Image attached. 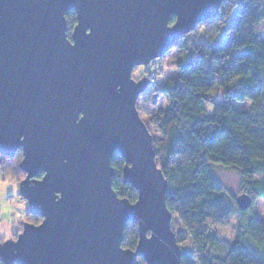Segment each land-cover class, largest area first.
<instances>
[{
	"label": "water",
	"instance_id": "obj_1",
	"mask_svg": "<svg viewBox=\"0 0 264 264\" xmlns=\"http://www.w3.org/2000/svg\"><path fill=\"white\" fill-rule=\"evenodd\" d=\"M223 2L0 0V155L24 150L29 175L19 192L47 218L18 245L0 249L6 264H133L134 255L176 264L181 248L166 205L168 185L153 137L131 112L145 85L129 84L127 75L216 18ZM68 12L76 18L70 35ZM173 15L178 21L165 30ZM114 153L125 161L122 183L141 193L134 203L112 188ZM235 200L241 210L252 204L246 195ZM40 218L28 226L39 228ZM129 222L137 224L138 243L122 251L136 254L118 251Z\"/></svg>",
	"mask_w": 264,
	"mask_h": 264
},
{
	"label": "trees",
	"instance_id": "obj_2",
	"mask_svg": "<svg viewBox=\"0 0 264 264\" xmlns=\"http://www.w3.org/2000/svg\"><path fill=\"white\" fill-rule=\"evenodd\" d=\"M65 17L70 35L75 14ZM210 21L216 23L204 32L209 42L188 46L183 39L178 50L185 57L169 80L174 84L159 87L170 103L162 109L161 138H153L155 160L168 185L166 205L178 223L174 233L183 264H264V220L254 208L256 200H264V41L259 33L264 0H225ZM220 29L228 43L217 40ZM246 101V109L234 107ZM211 162L238 172L241 194L252 200L249 208L239 209L236 198L223 191ZM124 166L122 157L111 162L112 188L134 203L137 192L122 183ZM230 217L236 219L238 234L222 247L215 227ZM32 220L41 222L40 217ZM124 226L122 248L134 250L137 224Z\"/></svg>",
	"mask_w": 264,
	"mask_h": 264
},
{
	"label": "clouds",
	"instance_id": "obj_3",
	"mask_svg": "<svg viewBox=\"0 0 264 264\" xmlns=\"http://www.w3.org/2000/svg\"><path fill=\"white\" fill-rule=\"evenodd\" d=\"M172 19L178 21V17L173 15L165 24V30L168 29V24ZM206 31V26L203 22L197 24L194 31L190 34L198 38L203 32ZM188 36L182 34L177 37V45L171 46L163 54L152 56L145 62L137 63L128 70L127 80L133 86H140L144 84L145 87L142 91L137 93L131 103V112L136 123L143 127L150 137L159 136L158 125L162 116L161 110L166 109L170 103V98L161 94V90L155 87L161 81H165L166 86H172L173 81L167 79L170 73L176 72V59L178 46L187 39ZM121 92V87L117 85L116 93ZM208 110H211V101L207 102ZM156 130V131H153ZM22 143L21 141H19ZM122 157L120 153H114L112 158L109 159L108 165L111 162ZM26 160V155L22 148H17L11 155L5 156L0 159V249L5 248L7 245H18L21 238L26 234V231L39 230L46 224V217L37 214L30 210V201L27 200L19 192V187L23 184L25 176L29 175L23 169V163ZM67 163V161H62ZM151 171L152 163L149 161ZM141 199V193L138 189L133 188ZM165 203L164 193L160 194V206L163 207ZM44 217L43 223L39 228L29 227V223L33 218ZM126 227L121 229L122 242L118 245V251L121 253L136 254L135 252L122 251V246L125 243L123 233ZM150 237H154L151 230H148ZM143 234V241L144 240ZM16 248H12V255L15 256ZM0 264H6L4 258H0ZM133 264H149L148 260L140 255H134ZM176 264H183V258L177 257Z\"/></svg>",
	"mask_w": 264,
	"mask_h": 264
},
{
	"label": "rangeland",
	"instance_id": "obj_4",
	"mask_svg": "<svg viewBox=\"0 0 264 264\" xmlns=\"http://www.w3.org/2000/svg\"><path fill=\"white\" fill-rule=\"evenodd\" d=\"M215 23L216 22H214V21H210L207 23L203 22V24L206 26V31L209 30L211 26L215 25ZM223 31H224V29L219 30V32L217 34V40H219L220 37L221 38L223 37L222 36ZM191 33H189V36L187 38L189 41L188 46H190L191 42L196 41V40L203 42V43L209 42V39H208V36L206 33L203 32L201 35H199L198 38L191 36L190 35ZM259 33H260L262 41H264V25H261L259 27ZM228 41H229V38H226V39L222 40V43H228ZM184 57H185V52L178 50L176 63L183 60ZM167 79L168 80L174 79V72L170 73L168 75ZM164 83H165V81H161L159 84H156L155 87L159 88ZM213 93H217V91L214 90ZM249 104H250L249 101H246L243 103L235 102L234 107L239 109V110H243V109H246L249 106ZM209 111L213 112V107ZM161 113H162V110H161ZM153 131H156V130H153ZM153 138L155 139V138H161V137L159 135V136H154ZM4 157L5 156L0 155V159H3ZM156 162L159 166L158 158L156 159ZM210 166H211V170H212V175L217 180V182L221 185L224 192H226L227 194H229L235 198L242 195L240 188H239V174L236 170L231 169V168H224V167H222V166H220L214 162H211ZM254 208H255V211L258 214L259 218L261 220H264V200H256L254 203ZM176 221H177L176 217H173V219H172L173 231L178 229V223ZM32 222H33V220L30 221L31 224H32ZM215 229L218 231V235L220 237V241H221L220 243H221L222 247L227 243L233 242L236 239L237 234H238L236 219L234 217H230L228 220H226V222L224 224L216 226ZM184 247L186 248V247H188V245L186 244V245H184Z\"/></svg>",
	"mask_w": 264,
	"mask_h": 264
},
{
	"label": "bare ground",
	"instance_id": "obj_5",
	"mask_svg": "<svg viewBox=\"0 0 264 264\" xmlns=\"http://www.w3.org/2000/svg\"><path fill=\"white\" fill-rule=\"evenodd\" d=\"M225 1V0H224ZM219 14V13H218Z\"/></svg>",
	"mask_w": 264,
	"mask_h": 264
}]
</instances>
